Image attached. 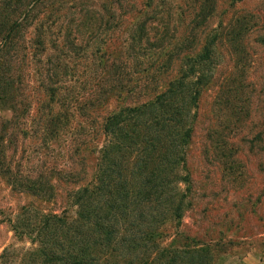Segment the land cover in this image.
Here are the masks:
<instances>
[{"label":"trees","instance_id":"obj_1","mask_svg":"<svg viewBox=\"0 0 264 264\" xmlns=\"http://www.w3.org/2000/svg\"><path fill=\"white\" fill-rule=\"evenodd\" d=\"M50 1L0 0V119L11 114L0 124L48 147L65 140L80 168L65 172L70 214L42 206L63 169L27 175L0 154V172L31 198L9 219L31 242L16 264H218L235 241L205 240L184 221L200 102L225 37L218 0ZM33 83L42 96L24 98ZM30 103L44 109L33 116Z\"/></svg>","mask_w":264,"mask_h":264},{"label":"rangeland","instance_id":"obj_2","mask_svg":"<svg viewBox=\"0 0 264 264\" xmlns=\"http://www.w3.org/2000/svg\"><path fill=\"white\" fill-rule=\"evenodd\" d=\"M167 1L185 4V0ZM231 20L234 22L229 25ZM215 22L223 24L225 37L217 49L215 80L200 102L189 155L195 198L184 221L191 234L205 240L235 241L226 246L228 251L218 264H264V0L234 4L218 0ZM77 62H81V71L86 69L85 57ZM74 66L79 67L78 63ZM84 76L81 72L80 78ZM68 79L69 85L75 84L73 76ZM31 85L23 90V97L37 100L42 94L35 83ZM30 104L36 116L42 104ZM84 110H78L79 115H84ZM9 117L11 114L6 112L0 120ZM30 124L36 130L32 119ZM20 130V124H0L1 159L27 175L42 172L48 177L63 169L66 182L60 183L52 200L43 201L42 206L73 213L68 197L72 185L65 172L80 165L71 159V150H66L69 143L60 140L48 147L36 132L26 137ZM224 162L233 165L227 169ZM29 199L25 193L13 190L0 172V255L8 249L0 264H16L18 251L31 246L27 238L15 234L9 222Z\"/></svg>","mask_w":264,"mask_h":264}]
</instances>
